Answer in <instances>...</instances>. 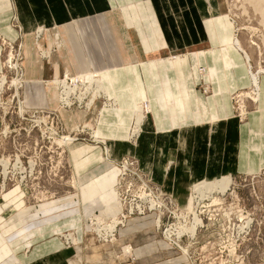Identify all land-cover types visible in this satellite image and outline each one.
Wrapping results in <instances>:
<instances>
[{
  "label": "crops",
  "instance_id": "1",
  "mask_svg": "<svg viewBox=\"0 0 264 264\" xmlns=\"http://www.w3.org/2000/svg\"><path fill=\"white\" fill-rule=\"evenodd\" d=\"M224 10L223 0H0V38L20 44L28 108H54L51 83L64 74L98 73L118 109L102 110L96 101L88 113L64 110L63 126L89 128L108 156L132 158L143 177L183 205L197 182L264 167V75L240 123L230 97L249 85L247 58L236 37L231 42ZM141 102L150 112L129 141ZM101 151L82 142L67 148L74 188L68 195L25 205L18 186L0 192V264H129L115 257L124 243L134 264H185L172 258L153 214L130 217L111 244L87 231L85 217L119 210L117 168L102 161ZM68 230L76 240L69 248L57 237Z\"/></svg>",
  "mask_w": 264,
  "mask_h": 264
},
{
  "label": "rangeland",
  "instance_id": "2",
  "mask_svg": "<svg viewBox=\"0 0 264 264\" xmlns=\"http://www.w3.org/2000/svg\"><path fill=\"white\" fill-rule=\"evenodd\" d=\"M262 1L264 3V0ZM223 2L225 17L232 26L231 42L233 44V39L236 37L241 50L249 57L248 63L244 59L249 85L232 92L230 97L234 118L243 123L246 120L249 107L253 106L259 98V95L254 92L250 71L255 72L257 77L259 74L260 76L264 75V23L261 14L254 9L253 0H223ZM40 31L38 30L37 34ZM13 45L17 47L20 44ZM20 53V63L22 64L21 50ZM5 54L6 50L1 47L0 73L2 74L5 73V69L1 66L4 63ZM199 72L204 73L205 69L199 68ZM70 75L82 77L86 81H91L93 77L94 81L92 82L95 83L100 78L96 72H90L89 75ZM70 75L66 73L63 76L71 78ZM63 76L52 80L51 84L56 88L58 100H56L57 105L55 104V107L51 109H33L25 106L21 96L23 86L18 89V93L14 89L19 102L16 101L17 98L10 100L13 94L12 89H4L0 96V119L2 122L0 127V192L18 186L23 191L25 205L54 200L60 196L68 195L74 189L71 177L72 167L66 156L67 148L74 143L99 145L102 148V161L115 165V160L108 156L104 148L106 145L103 140H98L89 128L76 125L67 130L63 126L60 117L61 111L77 110L88 113L96 101L100 102V107L102 106V100L97 99L93 100V103L86 109H78L75 105L68 109L60 108L59 105L66 104L61 102V98L65 97L57 90ZM11 78L12 73H6V86ZM22 80L24 83V79ZM18 81L16 79L11 81L10 87H12L11 83ZM100 85L102 87L101 80ZM205 89L201 87L204 94L207 92ZM250 89L253 94L250 93ZM95 90L99 92L97 86ZM240 93L243 96L239 97ZM101 95L106 100V102L104 101L106 104L101 107L102 110L115 111L118 109L116 101L107 98L106 94ZM89 98L88 96L87 99L89 100ZM145 106H148L150 112L148 102H141L135 106L128 139L134 131V122L136 126L138 124L137 109L145 108ZM240 106H242L241 111ZM21 110L23 112L19 115ZM31 111H42L43 113H31ZM148 111H141L142 119L146 113H149ZM4 112L5 116L3 117ZM62 138L64 140L67 138L70 142L63 141ZM17 157L21 164L18 163V160L16 162ZM18 164L20 168H18ZM116 168L118 173L113 191L119 205L118 212L108 218L94 214L83 220L87 231L94 235L98 243L116 242L118 230L124 227L130 217L153 214L156 233L164 244L175 252L172 258L179 257L185 264H264V167L254 175L229 177L230 184L223 193L216 190L212 195L206 193L203 197H199L194 190L192 191L193 186L198 185L199 182H197L190 187L183 205L175 203L170 195L160 192L153 186L149 178L143 177L139 170H135L136 176L120 178V168L119 166ZM141 184L149 196L144 200L156 201L161 204V207L148 211L146 207H149L151 203L148 204L143 200V215H136L134 212L131 214L130 211V214H127V208L135 207L138 197L142 198L146 195L142 191L134 192ZM123 196L125 203L122 202ZM188 197H191L189 207H187L189 205ZM121 215L125 217L129 215V217L124 220L122 225H116L118 218L119 221L122 220ZM196 220H199L200 224L197 225ZM109 226H112L111 229H108ZM108 233L109 235H107ZM60 234H71L75 238L73 231L59 232L57 237L62 244ZM74 245L76 243L70 247ZM63 246L65 245L63 244ZM126 247H129V253L125 255ZM117 251L116 258L121 256L129 264H134L135 259L129 244H121Z\"/></svg>",
  "mask_w": 264,
  "mask_h": 264
},
{
  "label": "built area",
  "instance_id": "3",
  "mask_svg": "<svg viewBox=\"0 0 264 264\" xmlns=\"http://www.w3.org/2000/svg\"><path fill=\"white\" fill-rule=\"evenodd\" d=\"M1 47H3L6 50V54H5V58H4V63L1 64L3 69H5V73L4 74L0 73V75H2L4 77V80H5L4 83L5 84L3 85L2 90H0V96L3 93L4 89L5 90L12 89L13 94H12V98L10 100H16L17 97L14 96L13 87H10L9 84L6 86V84H7L6 83L7 82L6 81V73H12L11 80L16 79V80L22 81L23 77H22V72H21L22 70H21V65H20L21 64L20 63V60H21L20 50H21V48H20V45H18L17 47H14V45L12 43L7 42V41L3 40L2 38H0V48ZM63 79L66 83V86L69 87V93L67 95H63V97H65V99H66L67 105H65V104L59 105V106H61L60 108L68 109L71 106L75 105V107L78 109H86L93 103V100L96 101L97 99L102 100V103H101L102 106L101 107H103V105L106 104L105 103L106 100L101 95L102 93L101 94L95 93V85L92 82L94 80L93 77L91 78V81H88V80L82 81V80H79L76 78L72 79L70 77H65V76H63ZM18 87H19L18 89H20L22 87V84H19ZM57 90H58V92L60 91V89H58V88H57ZM250 93L253 94L251 89H250ZM88 96L90 97L89 100L87 99ZM238 96L239 97L243 96V94L240 93ZM241 110H242V106H240V111ZM22 112H23V110H21L19 115ZM31 113H43V112L42 111H31ZM2 116L3 117L5 116V112L3 113ZM139 132H140V128H139L137 134L134 137L130 138L129 141H133L134 139H136ZM114 164L117 167L119 166V168H120V174H119L120 178H123L124 176H132V175L136 176L137 172L135 173V170H137V169H136L135 161L133 159L128 158V157H122L119 160H116ZM137 177H138V174H137ZM141 191L145 192L146 195L142 198L138 197V202L135 204V207L132 206L131 204L127 203L129 206H132L134 208V210H131V209H133L132 207L127 208L128 209L126 212L127 214H130V212L132 214L134 212V213H136V215H143L142 214L144 211L143 200L145 197L147 198L149 196H148V193H146V190H145V187L143 186V184H141L134 192H141ZM122 199H123L122 202L125 203L124 196L122 197ZM154 200H156V199L154 198ZM144 201L148 202V204L151 203L149 205V207H146L148 211L155 209V208H159V206L161 207V204L157 203L156 201H154V202L147 201V200H144ZM128 217H129V215L127 217L121 215L122 220L119 221V218H118V222L116 225H122L124 220H126V218H128ZM65 235H68V237L66 236V239L64 238ZM71 238H73L71 234H64V235L61 234L60 235V239L63 242V244L65 245V247H70V245H73L74 242H72Z\"/></svg>",
  "mask_w": 264,
  "mask_h": 264
},
{
  "label": "bare ground",
  "instance_id": "4",
  "mask_svg": "<svg viewBox=\"0 0 264 264\" xmlns=\"http://www.w3.org/2000/svg\"><path fill=\"white\" fill-rule=\"evenodd\" d=\"M250 2V1H249ZM253 4H254V9H255V11H257V12H259L260 14H261V16H262V22L264 23V3H263V1L262 0H253ZM235 43H236V45L237 46H239L240 47V45H239V42H238V40H237V38H236V41H235ZM241 48V47H240ZM245 56H246V60H247V63H248V61H249V57L245 54ZM259 73V72H258ZM66 75V74H65ZM257 75V74H256ZM254 73H252L251 71H250V79H251V83H252V85H253V87H254V92L257 94V95H259V81H258V77L260 76V74L258 75V77L256 76ZM71 76V75H70ZM65 77H67V76H65ZM71 78L72 79H74V78H76V79H79V80H82V81H84L83 79H82V77H77V76H71ZM14 79H12L11 81H13ZM4 77L2 76V75H0V90H2V88H3V85L5 84L4 83ZM10 81V82H11ZM23 81V80H22ZM22 81L21 80H19L18 82H14V83H11V86L13 87V89H15V91L18 93V85L19 84H22V86H23V84L24 83H22ZM94 81V80H93ZM10 82H9V86H10ZM93 84L94 85H96L97 86V89L99 90V92H97V90H95V93H97V94H100V92L104 95L105 94V92H104V90H103V88L101 87V85H100V78H99V81L97 80V82L95 83V82H93ZM60 86H59V89H60V91L59 92H61L63 95H67L68 93H69V87H67L66 86V83H65V81H64V79L62 80V82L59 84ZM95 86V87H96ZM22 88V87H21ZM14 96L15 97H17V101L19 102V99H18V95L16 96V94H15V92H14ZM64 99V100H63ZM61 98V102H64V103H66L65 105H67V102H66V99L65 98ZM56 100H58V97H57V94H56ZM60 100V99H59ZM114 101H115V99H113ZM114 101H113V105H114ZM146 105V104H145ZM111 107H112V105H111ZM110 107V108H111ZM141 111L142 112H147L148 111V106H145V108H142V107H140V108H138L137 109V126H136V123L134 122V124H135V128H134V131H132V133L130 134V138H132V137H134L136 134H137V132H138V130H139V128H140V124H141V122H142V115H141ZM149 112V111H148ZM25 113V112H24ZM143 115H144V113H143ZM145 116V115H144ZM37 117V116H36ZM40 117V116H39ZM41 121V120H40ZM43 123V122H42ZM78 131V130H77ZM80 132V131H79ZM3 134L5 135V133L3 132ZM61 140H63V141H66V142H70L69 140H67V138L64 140L63 138L61 139ZM65 146V145H64ZM17 160H18V163L19 164H21L20 162H19V159H18V157L16 158V162H17ZM109 161V160H108ZM16 164V163H15ZM19 164L17 165V166H19ZM18 168H20V166L18 167ZM229 184H230V180L227 178V177H221L220 179H218V180H215V181H206V182H203V183H200V184H198L196 187H195V189H194V191H195V193L197 194V195H199V197H203V195H205L206 193L208 194H213V191L215 192L216 190H218L219 192H221V193H223V192H225V190L227 189V187L229 186ZM218 191H217V193H218ZM151 201V200H150ZM158 203V202H157ZM153 210V209H152ZM150 211V210H149ZM196 222H197V225L198 224H200V222H199V220H196ZM158 223V222H157ZM111 227L112 226H109L108 227V229H111ZM107 235H109V233L107 234ZM67 237H68V235H66ZM66 236L64 237L65 239H66ZM106 237V236H105ZM171 237V236H170ZM72 239V242H74V243H76V240H74L75 238H71ZM127 248V247H126ZM124 249V254L126 255V254H128L129 252H128V250H129V247L127 248V249Z\"/></svg>",
  "mask_w": 264,
  "mask_h": 264
}]
</instances>
